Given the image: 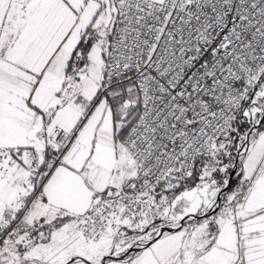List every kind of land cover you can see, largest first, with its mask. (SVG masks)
Instances as JSON below:
<instances>
[{
  "label": "snow or ice",
  "instance_id": "obj_1",
  "mask_svg": "<svg viewBox=\"0 0 264 264\" xmlns=\"http://www.w3.org/2000/svg\"><path fill=\"white\" fill-rule=\"evenodd\" d=\"M0 264H264V0H0Z\"/></svg>",
  "mask_w": 264,
  "mask_h": 264
}]
</instances>
